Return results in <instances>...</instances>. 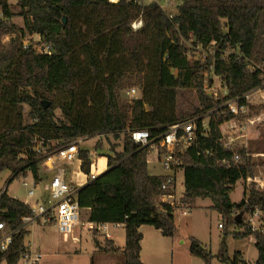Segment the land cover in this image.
<instances>
[{
	"label": "trees",
	"instance_id": "1",
	"mask_svg": "<svg viewBox=\"0 0 264 264\" xmlns=\"http://www.w3.org/2000/svg\"><path fill=\"white\" fill-rule=\"evenodd\" d=\"M177 1V14L170 18L155 3L132 0H18V15L24 19L18 27L8 1L0 0V174L8 170L12 180L29 173L39 179L41 155L34 150L35 138L54 150L78 137L123 136L122 151L111 144L109 153L100 155L107 157L108 169L80 188L78 201L90 210V222L124 224L125 248L107 238L102 247L95 238L102 253L120 254L124 264H143L139 228L152 226L165 237H174L178 229L175 208L160 200L165 177L149 173L150 148L135 143L129 131L146 129L157 139L171 125L188 120L179 112L178 98L181 91L195 89L201 96L197 113L211 115L206 127L198 121L193 144L180 156L182 202L210 199L212 209L227 220L224 228L236 225V238H255V264H264V236L252 233L246 223V215L264 210V188L251 184L240 203L230 198L239 180L254 177L253 152L239 149V164H223L234 152L224 146L222 126L237 117L202 90L203 73L212 65L231 98L261 86L260 75L249 72L245 61L264 63V0ZM138 20L143 25L134 30ZM34 35L51 45L50 54L37 53L33 44L23 48L21 41ZM212 42L214 63L212 58L205 63L189 60V46L207 48ZM167 67L176 71L172 80ZM131 87L137 88L138 97L130 101L125 90ZM43 102L50 107L44 109ZM97 147L104 149L103 144ZM80 157L82 172L89 174V152L81 149ZM31 214L27 204L0 191V223L17 230ZM29 234L21 229L15 235L9 250L0 254V264H18ZM189 241L191 254L210 264L213 256L202 243L194 237ZM220 254L226 264L244 262L238 252L233 258H226L224 250Z\"/></svg>",
	"mask_w": 264,
	"mask_h": 264
},
{
	"label": "built area",
	"instance_id": "2",
	"mask_svg": "<svg viewBox=\"0 0 264 264\" xmlns=\"http://www.w3.org/2000/svg\"><path fill=\"white\" fill-rule=\"evenodd\" d=\"M112 3H117L119 0H109ZM137 4H151L159 5L164 11L170 0H132ZM146 1V2H145ZM167 12V11H166ZM167 14L172 18L174 15ZM2 17V16H0ZM11 21V20H9ZM142 20L135 21L132 24L134 30L142 27ZM38 38L34 49L40 54H50L51 45L41 41ZM22 46L28 49L32 43L21 41ZM216 43L212 42L207 48L201 46H189L187 56L190 61L207 62L212 58L214 63V56L216 54ZM246 69L249 72L258 73L262 79L260 87L247 92L241 96L229 97L228 88L222 83V78L213 73V65L211 70L218 79L220 86H216L213 80L205 81L203 84V93L210 97L214 102H219L220 108L235 115L237 118L234 121V136H224V146L232 150L233 156L224 160L223 164L230 167L241 162V155L235 151L234 147L238 139L243 141L242 149H247L249 137L252 126L255 125L259 119L253 116L251 98L258 92L264 90V63L255 64L248 60L245 61ZM264 93V91H263ZM126 97L131 101L138 97V90L135 87L129 88L125 92ZM211 112V111H210ZM202 120L203 126L207 123L202 115H197L188 120L178 122L171 125L168 129L157 139L150 136V132L146 129L131 130L129 135L132 140L145 147L150 148V154L155 156V159L162 166L166 172L165 179L161 186L162 195L160 200L170 204L172 207L179 209L176 197L177 171L181 170L182 161L180 156L189 148L196 137V124ZM99 138V137H98ZM89 137H78L73 142L50 150L45 141L41 138H35V152L41 155L39 162V179L35 180L31 173L32 183L27 181L23 185L27 188V196L29 199H35V204L28 206L31 209V216L23 217L22 226L17 230L10 229L6 223H0V254L7 252L13 244L15 235L21 229H27L31 225H54L58 232L64 237L68 238L78 229L83 228L88 231H97L103 233L107 230V224H97L90 222L89 218L83 217L84 208L79 205L78 194L81 186L74 181V174L78 170L83 176L87 178V182L95 180L108 169V159L105 156L91 158L90 154V172L85 174L81 170L83 160L80 157L81 145L88 140ZM105 158L106 161H103ZM38 187L40 189L38 190ZM187 215V209L183 211ZM246 223L249 229L254 234H261L264 236V210L256 208L252 213L246 215ZM224 228V223L219 225ZM44 255L41 252H34L31 249L25 248L21 253L18 264H42ZM241 264H245L242 262Z\"/></svg>",
	"mask_w": 264,
	"mask_h": 264
},
{
	"label": "rangeland",
	"instance_id": "3",
	"mask_svg": "<svg viewBox=\"0 0 264 264\" xmlns=\"http://www.w3.org/2000/svg\"><path fill=\"white\" fill-rule=\"evenodd\" d=\"M8 3L11 2L9 5L11 7V11L16 14V16L12 19V22L16 24L18 27L24 26V19L22 16L18 15L21 12L20 7L18 6V0H7ZM146 2V1H145ZM178 5L179 2L177 0H170L169 3L166 5L165 9L169 14L175 15L178 11ZM0 19L3 18V14L0 9ZM37 36H27L24 40L27 42H30L32 44H35L37 40ZM8 40V38H6ZM168 72V78L169 80H172L176 76V71L171 69L170 67H167ZM204 76V83L205 81L213 80L216 86H220V82L218 79H214L215 76L212 72L207 71L203 73ZM132 88V87H131ZM136 88V87H135ZM127 90V89H126ZM125 90V92H126ZM264 91V90H263ZM258 92L251 98L252 106L255 107L257 110H253V116H256L259 120L256 121L255 125L251 128V134L256 135V139L249 142V146L247 150L252 151V158L254 162L257 164V166L254 169V176L258 172H261V175H258L260 179H264V158L255 156L256 152H264V111H258L259 108H264V93ZM205 95V94H204ZM206 96V95H205ZM126 97V95H125ZM208 97V96H207ZM127 98V97H126ZM200 93L195 89H186L181 91L179 98H178V109L181 114L184 115L185 119L197 115H202L206 123L210 119L211 112H203V113H197V110L201 108V101H200ZM210 98V97H208ZM128 99V98H127ZM211 99V98H210ZM129 100V99H128ZM24 112L26 115L29 113V108L27 106H24ZM57 117H62V113L59 109L56 111ZM259 112V113H257ZM207 126V125H206ZM234 124H230L225 126V133L228 132L229 134L234 131ZM229 134H225V136H229ZM233 134V133H232ZM99 144H103L104 149H97ZM111 144L117 145V151L123 150V136H121L119 139H115L112 136L109 137V139L98 137H92L86 140L82 145L81 148L83 150H86L91 154V158L99 157L102 155H107L109 152L107 149L110 148ZM235 151L242 149V145L239 142H236ZM256 150V151H255ZM157 167V168H156ZM149 171L154 174H159L162 172L161 166H154V165H148ZM12 173L10 171H4L2 174H0V191H6L7 194L15 199H20L22 201H28L31 205H34L35 199H29L27 196V188L23 185L24 181H27L29 184L32 183L31 176L23 177L19 176L18 178H15L12 180ZM77 182L81 185L80 178H78ZM244 180H239L235 186V190L231 194V199L235 203H240L241 200L244 197ZM254 184V183H251ZM250 184V185H251ZM249 185V186H250ZM40 187H38V190ZM176 191H177V197H182L184 195L185 187H184V175L182 172H180L177 176V184H176ZM210 205H212V202L210 199H201L199 202L195 205H185L182 202V198L177 201L176 206L179 207L180 210L184 211L185 208H191V210H188L187 215H183L182 211H179L178 209L175 210L176 213V226L178 229V232L184 236L187 237V240L189 238L194 237L198 241H200L204 248L207 249L209 253L212 254L213 259L211 260L210 264H226L221 260V254L224 250V255L226 258H233L234 254L237 250L244 252V258L250 262L254 263V261L257 259L258 252L257 249L252 242V239L250 240L249 237L245 238H236L234 235V232L240 231V228L236 225L230 226L227 225L225 229L220 228L219 225L223 224L227 220H224V217L217 211L210 208ZM83 217H87V212H83ZM43 226V225H41ZM51 228L49 232H52L53 238L58 239L61 238L60 234L57 230V227L54 225H48ZM42 228L40 226H36V231L32 235H30L26 242L29 240H32L33 243H36L39 245L42 237L40 235ZM105 233V232H103ZM92 234L96 235L97 238L101 237V233L97 231H82V253L80 256H75L73 254V262L81 261L85 262V259L87 258L88 252L90 250L86 249V246L90 248H94V245L92 243ZM106 234V233H105ZM102 246L105 247V239L101 241ZM68 248V247H67ZM172 255V254H171ZM107 259L111 262V258L114 261H123L124 257L120 254L118 255H107ZM52 259V258H50ZM61 260V259H60ZM71 260L70 256L67 255L64 257L61 261H69ZM119 262V263H121ZM1 264H7L6 261H3ZM171 264V260L169 259V263ZM194 264H206L205 261L200 259L199 261H195Z\"/></svg>",
	"mask_w": 264,
	"mask_h": 264
},
{
	"label": "crops",
	"instance_id": "4",
	"mask_svg": "<svg viewBox=\"0 0 264 264\" xmlns=\"http://www.w3.org/2000/svg\"><path fill=\"white\" fill-rule=\"evenodd\" d=\"M11 2H9L10 4ZM252 103V102H251ZM253 105V104H252ZM259 118V116H258ZM208 123V122H207ZM234 124V121H231L229 123H226L225 125L222 126V131L223 135L229 134V130L227 133H225V126ZM234 130V129H233ZM233 133V134H232ZM229 136H234L235 130L232 131ZM256 135H253L250 133L249 137V142L253 141L256 139ZM236 142H239L241 145L243 144V141L238 139ZM249 142L248 146L249 147ZM252 155V154H251ZM255 156L262 157L264 158V152H258L255 154ZM103 161H106L105 158ZM154 165V166H161L160 163H158L155 159V156L152 155L151 157L148 158V165ZM157 168V167H156ZM162 168V166H161ZM182 172L184 175V171L181 169L177 171L176 177L178 174ZM150 174L152 175H157V176H165L166 172L162 168V172L159 174H154L149 171ZM258 175H261V172H257L254 177L248 178V179H241L244 180V197L246 194V190H248L249 185L251 183H254L257 185L259 188H264V179H260ZM78 178H80L81 185L79 182H77ZM74 181L78 183L81 187H83L87 183V178L83 176L81 173L78 172V170L74 174ZM236 186V185H235ZM235 190V187H234ZM233 190V191H234ZM5 191V190H4ZM231 192V194L233 193ZM230 194V196H231ZM176 197H177V191H176ZM183 197V196H182ZM182 197H177L178 200H180ZM243 197V199H244ZM231 198V197H230ZM21 202H24L25 204H30L28 201H22L20 199H17ZM198 199L195 202V205L199 202ZM232 201V199H231ZM212 202V201H211ZM233 202V201H232ZM235 203V202H233ZM212 205H210V208H212ZM191 210L188 207L185 208V210ZM179 211H182L178 209ZM84 211L87 212V217H90V210L89 209H84ZM183 212V211H182ZM183 214V213H182ZM176 215V213H175ZM184 215V214H183ZM176 219V216H175ZM176 221V220H175ZM38 223L35 225L29 226L27 229L30 231V234L26 237V239L35 233L36 231V226H40L43 231H41L40 235L42 237L39 245L36 243H33L32 240H29L26 242L25 240V248L31 249L34 252H41L44 257L42 260V264H92V257L94 256V264H124L122 261H114L111 258V262L107 259V255L109 254H104L102 253L98 247L95 245L94 239L96 238L99 241V244L102 246V240H112L115 243V246L117 248H120L123 250L126 246V231L124 228V224H107V230L105 233H101V237L97 238L96 235L92 234V243L94 245V248H90L86 246L87 250H90L88 252L87 258L85 259V262L81 261H74L73 262V254L76 256H80L82 253V231H88L83 228H78L72 236L68 238H64L60 233V237L58 239L53 238L52 232H49L51 227L48 225H43ZM225 229V228H223ZM140 233L143 235V240L141 241V261L143 264H168L169 259L171 260V264H194L195 261H199L201 258L193 256L190 252V241L187 240V237L182 236L179 232L174 237H165L162 235L161 231L155 229L152 226L149 225H143L139 228ZM92 232V231H88ZM235 233V232H234ZM250 240L252 239V242L254 243L256 247V240L253 236L249 237ZM190 239V238H189ZM68 247V248H67ZM103 247V246H102ZM257 249V248H256ZM240 253V258L246 263V264H255L258 260L257 259L254 261V263L248 262L244 258V252L237 250L236 253ZM258 252V250H257ZM172 254V255H171ZM67 255L70 256L71 260L69 261H61L64 257ZM116 255V254H115ZM118 255V254H117ZM235 255V254H234ZM234 257V256H233ZM52 258V259H50ZM61 259V260H60Z\"/></svg>",
	"mask_w": 264,
	"mask_h": 264
},
{
	"label": "water",
	"instance_id": "5",
	"mask_svg": "<svg viewBox=\"0 0 264 264\" xmlns=\"http://www.w3.org/2000/svg\"><path fill=\"white\" fill-rule=\"evenodd\" d=\"M64 22L66 23V18L64 19ZM44 109H48L50 107L49 102H43ZM242 215L238 216V221L241 219Z\"/></svg>",
	"mask_w": 264,
	"mask_h": 264
}]
</instances>
